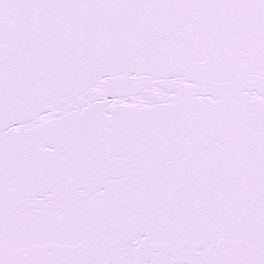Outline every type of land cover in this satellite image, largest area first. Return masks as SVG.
<instances>
[{
    "label": "snow or ice",
    "instance_id": "6c2138e0",
    "mask_svg": "<svg viewBox=\"0 0 264 264\" xmlns=\"http://www.w3.org/2000/svg\"><path fill=\"white\" fill-rule=\"evenodd\" d=\"M0 264H264V0H0Z\"/></svg>",
    "mask_w": 264,
    "mask_h": 264
}]
</instances>
